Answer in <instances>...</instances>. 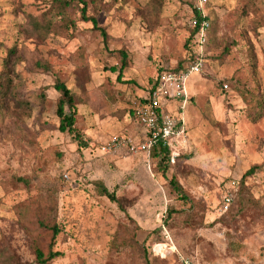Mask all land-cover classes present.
<instances>
[{
  "label": "rangeland",
  "instance_id": "374dc122",
  "mask_svg": "<svg viewBox=\"0 0 264 264\" xmlns=\"http://www.w3.org/2000/svg\"><path fill=\"white\" fill-rule=\"evenodd\" d=\"M51 1L0 0V71L8 50L18 49L23 59L11 77L30 106L19 118L0 114V264H38L16 211L30 199L51 203V220L61 229L54 248L60 256L49 264H145L144 251L150 264H182L181 258L192 264H264V166L246 180L248 208L239 212L238 204L243 175L264 165V117L252 122L231 84L249 69L252 50L264 90V0H209L206 12L217 23L221 44L216 48L210 40L202 72L185 83L189 102L180 117L186 139L173 149L165 175L151 154L111 156L100 146L114 134H136L141 127L130 112L147 99L157 75L188 61L189 5L163 0L150 14V0H105L108 6L96 18L109 35L107 46L76 10L71 38L40 43L25 32L26 17ZM244 8L247 15L237 22ZM227 41L234 44L221 56ZM121 49L129 67L117 80L114 53ZM57 80L76 94L85 92L77 108L85 148L58 131ZM172 178L195 204L192 211L170 189ZM98 182L116 202L99 195ZM169 209L177 211L171 219ZM158 245L167 248L154 252Z\"/></svg>",
  "mask_w": 264,
  "mask_h": 264
},
{
  "label": "trees",
  "instance_id": "16d2710c",
  "mask_svg": "<svg viewBox=\"0 0 264 264\" xmlns=\"http://www.w3.org/2000/svg\"><path fill=\"white\" fill-rule=\"evenodd\" d=\"M182 1L189 5L192 16L198 18L199 16L194 13L190 3L185 0ZM107 6L105 0H52L48 9L41 11L38 15L27 14L26 18L28 19V22L24 27V30L29 33L31 38L40 43H45L51 37L71 38V32L75 31L77 24L74 17V11L76 10L79 13V20L92 23L93 30L100 33L104 45L107 46L109 35L105 28L99 27L96 18L102 11L106 10ZM162 6L163 0H150L146 5L150 14H156ZM246 15V8L237 11V22ZM207 17L210 22V27L207 44L205 46V59L208 55V45L210 40L214 43L216 48L221 44V40L217 37V23H213L208 14ZM235 28L236 24L230 31H235ZM196 33L197 29L190 27L189 38L185 45L188 49V61L184 64L180 62L177 67L166 70L165 72L179 71L185 69L190 64L196 51ZM233 44L234 42L227 41L226 45L222 48L221 56L228 55L231 50L230 46ZM114 54L119 59L120 69L119 71L112 69V72L117 73V80H121L123 72L129 67L128 53L125 49H121ZM249 56V69L237 73L231 79V84L246 104V114L248 118L256 123L264 117V90L262 89V83L257 78V60L255 59L252 50ZM22 59L23 57L20 55L18 49L8 50V57L4 62L3 69L0 71V114L5 119L12 117L19 118V112L24 109L30 111L29 104L20 98L18 87L17 85H14L11 77L12 74H14L15 67L22 61ZM37 66L39 68L43 67L39 62L37 63ZM44 68L50 70L47 65H45ZM163 72L164 71L161 73ZM53 89L58 94L56 101V116L59 121L58 131L62 134L72 135L79 148L87 147L78 129L81 116L78 114L77 109L79 105L85 103V92L83 91L82 94H76L60 80L55 82ZM12 105L15 107V110H13ZM130 113L132 118H134L133 110ZM151 155L160 160L159 169L162 171L163 175H165L171 158V152L169 149L159 145L152 150ZM263 166L264 165H254L243 175L238 192L239 212L245 211L251 203L249 198L244 197L242 192L245 189L246 180L256 174L263 168ZM17 181L25 186H28L29 184V181L26 179L19 178ZM94 185L96 186L99 195L105 196L111 201L116 202L114 194L109 193L103 183L98 182ZM169 187L184 205L189 206L188 210L192 211L195 204L175 178L169 180ZM49 197L43 199H45L46 202H51V197ZM38 200L30 199L23 202L22 204L17 205L16 211L18 222L30 234L31 249L35 254L37 263L49 264L60 256L59 253L54 252V248L56 238L60 234L61 229L56 221L51 220V215L54 212L51 203L49 205L48 203ZM228 211L231 212V209ZM174 213H177V211L169 209L167 214L168 219H171ZM118 245L120 246V244L114 243V248L118 249ZM144 258L145 264H150L146 251H144Z\"/></svg>",
  "mask_w": 264,
  "mask_h": 264
},
{
  "label": "built area",
  "instance_id": "2783aa9c",
  "mask_svg": "<svg viewBox=\"0 0 264 264\" xmlns=\"http://www.w3.org/2000/svg\"><path fill=\"white\" fill-rule=\"evenodd\" d=\"M191 5L196 16H192L190 25L197 29L196 51L190 64L182 70L160 73L149 90L147 99L133 108V117L144 131L142 138L126 134H114L100 146L105 155L135 156L150 155L152 150L162 145L173 152L177 145L186 139V129L181 112L189 102L185 87L187 79L195 73H201L205 64V46L208 40L210 22L207 17L209 0H185ZM227 90L228 86L224 85ZM69 179L67 175L64 176ZM230 202V196H226ZM155 247L154 252L165 251L167 246ZM182 264H192L188 259L181 258Z\"/></svg>",
  "mask_w": 264,
  "mask_h": 264
},
{
  "label": "crops",
  "instance_id": "0c3cea01",
  "mask_svg": "<svg viewBox=\"0 0 264 264\" xmlns=\"http://www.w3.org/2000/svg\"><path fill=\"white\" fill-rule=\"evenodd\" d=\"M152 87V86H151ZM150 90V89H149ZM149 91L147 92V95H148ZM132 117V116H131ZM138 124V123H137ZM144 136V131L143 129L141 128L136 134L133 135V137H136V138H142ZM109 139V138H108ZM107 139V140H108ZM106 140V141H107ZM104 144V143H103ZM102 145V144H101Z\"/></svg>",
  "mask_w": 264,
  "mask_h": 264
}]
</instances>
